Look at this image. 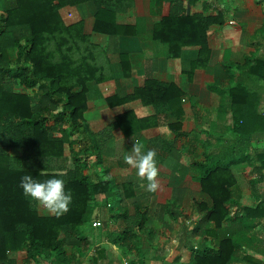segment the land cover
I'll return each mask as SVG.
<instances>
[{"label":"trees","instance_id":"1","mask_svg":"<svg viewBox=\"0 0 264 264\" xmlns=\"http://www.w3.org/2000/svg\"><path fill=\"white\" fill-rule=\"evenodd\" d=\"M156 1L151 0V4ZM159 1L168 3L170 11L154 26L152 43L165 47L172 57H178L184 47H199L194 68L214 74L216 86L223 81L229 85L218 93L217 113L220 119L230 115L232 136L217 138L225 146L217 155L206 154V160L198 165L203 200L194 207L201 220L191 231V236L210 241L212 246L193 251L191 264H264V194L258 196L254 207H241L237 178L249 169L255 177L253 186L264 183V113L260 92L249 88L264 81V57L253 60L236 78L228 76L225 68L218 77L208 69L207 37L210 26L223 23V14L189 16L181 0ZM84 3H93L97 9L93 32L128 34L126 28L116 25L115 18L126 14L134 0H15L0 15V264L47 260L69 264L65 247L72 249L73 259L84 257L88 244L78 229L88 222L91 203L99 195L109 197L114 188L120 190L122 202L131 196L130 184L92 182L85 174L87 151L98 155L104 141L112 138L111 132L123 129L121 116L97 133L83 120L86 85L104 82L109 75L100 62L102 52L89 43L82 25L65 26L58 10ZM16 84L33 91L32 95L16 94ZM181 95L174 85L152 81L131 96L109 99L108 105L138 100L162 112L178 104ZM135 122L140 130L144 128L141 121ZM172 130L181 135L179 125ZM77 136L81 139L71 140ZM85 136L89 148L85 147ZM65 145L70 160L64 157ZM25 174L40 181L53 177L64 180L65 190L72 196L68 210L56 215L25 197L19 187ZM117 219L125 222L128 213ZM145 220V214L139 215L132 221L136 232L133 227L125 228L113 234L110 243L132 250L130 243L141 237Z\"/></svg>","mask_w":264,"mask_h":264},{"label":"crops","instance_id":"2","mask_svg":"<svg viewBox=\"0 0 264 264\" xmlns=\"http://www.w3.org/2000/svg\"><path fill=\"white\" fill-rule=\"evenodd\" d=\"M13 1L0 0V15ZM181 1L189 16L215 17L218 13L224 16L221 25L210 26L207 37L208 69L218 77H222L221 71L225 68L228 76L236 78L248 70L253 60L264 57V0ZM169 11V4L159 0L154 4L151 0H134L126 14H117L115 18L116 25L126 28L128 34L109 36L93 32L97 14L93 3L58 10L65 26L82 25L89 43L102 52L100 62L109 75L104 82L86 85L84 122L90 131L97 133L121 116L123 131L113 130L112 138L104 141L98 155L87 151L85 174L92 182L110 181L113 186L125 183L132 186L130 198L123 202L117 188L107 198L102 195L95 198L88 222L78 229L80 236L87 240V253L73 259L72 249L65 247L69 264H191L193 251L212 246L210 241L191 236V231L201 220L194 207L195 202L203 200L198 165L206 160V154L217 155L225 146L217 138L231 135L230 115L220 119L217 113L218 93L229 85L223 81L216 86L214 74L194 68L199 47H184L178 57H172L167 55L165 47L152 43L154 26ZM9 53L14 59V51ZM152 81L164 86L174 85L182 94L179 103L162 112L138 100L113 107L108 105L109 99L131 96ZM249 88L260 92V110L264 113V81ZM14 92L28 96L33 93L20 84L14 86ZM135 119L142 122L143 129L140 130ZM177 125L180 136L172 130ZM123 132L128 134L127 138ZM80 139L81 136L71 138ZM135 142L157 154L159 188L155 192L146 191L147 181L138 177L136 169L126 163L125 158L131 154ZM89 146L85 136V147ZM64 157L71 158L68 145H65ZM249 171L240 173L243 174L240 175L241 207H254L258 196L264 194V183L253 186L255 177H251ZM231 212L234 214L235 209ZM127 213L129 219L125 222L117 219ZM142 214L146 215L145 224L140 230L141 237L130 243L132 250L110 243L111 236L133 227V219ZM94 223L100 226L93 227ZM133 230L137 229L133 227ZM38 264L53 263L47 260Z\"/></svg>","mask_w":264,"mask_h":264},{"label":"clouds","instance_id":"3","mask_svg":"<svg viewBox=\"0 0 264 264\" xmlns=\"http://www.w3.org/2000/svg\"><path fill=\"white\" fill-rule=\"evenodd\" d=\"M156 155L154 150H145L142 143L135 142L131 154L125 158L126 163L136 169V175L147 181L145 189L148 192L159 188ZM19 187L30 201L56 215L66 212L72 200L71 193L65 190V181L55 177L40 181L25 174L20 178Z\"/></svg>","mask_w":264,"mask_h":264},{"label":"rangeland","instance_id":"4","mask_svg":"<svg viewBox=\"0 0 264 264\" xmlns=\"http://www.w3.org/2000/svg\"><path fill=\"white\" fill-rule=\"evenodd\" d=\"M229 138H231V135H230ZM237 175H238V174H237ZM237 178H238V182H239V184H242V179L240 178V176H237Z\"/></svg>","mask_w":264,"mask_h":264},{"label":"built area","instance_id":"5","mask_svg":"<svg viewBox=\"0 0 264 264\" xmlns=\"http://www.w3.org/2000/svg\"><path fill=\"white\" fill-rule=\"evenodd\" d=\"M99 226H100L99 223H94V224H93V227H99Z\"/></svg>","mask_w":264,"mask_h":264}]
</instances>
